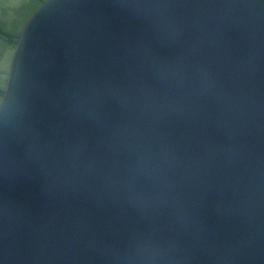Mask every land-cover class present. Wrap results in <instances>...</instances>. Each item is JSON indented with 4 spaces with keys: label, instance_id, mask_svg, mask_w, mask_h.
Listing matches in <instances>:
<instances>
[{
    "label": "water",
    "instance_id": "obj_1",
    "mask_svg": "<svg viewBox=\"0 0 264 264\" xmlns=\"http://www.w3.org/2000/svg\"><path fill=\"white\" fill-rule=\"evenodd\" d=\"M0 264H264V0H42L0 95Z\"/></svg>",
    "mask_w": 264,
    "mask_h": 264
},
{
    "label": "rangeland",
    "instance_id": "obj_2",
    "mask_svg": "<svg viewBox=\"0 0 264 264\" xmlns=\"http://www.w3.org/2000/svg\"><path fill=\"white\" fill-rule=\"evenodd\" d=\"M42 0H0V90H3L14 46L11 38ZM10 40H6L7 37ZM2 93V91H1Z\"/></svg>",
    "mask_w": 264,
    "mask_h": 264
},
{
    "label": "trees",
    "instance_id": "obj_3",
    "mask_svg": "<svg viewBox=\"0 0 264 264\" xmlns=\"http://www.w3.org/2000/svg\"><path fill=\"white\" fill-rule=\"evenodd\" d=\"M6 38H7L6 40H8V41L10 40V38H8V36ZM16 40H17V35H15L13 38H11V41H9V42H11V44L15 45ZM1 91L2 90H0V95H1Z\"/></svg>",
    "mask_w": 264,
    "mask_h": 264
}]
</instances>
